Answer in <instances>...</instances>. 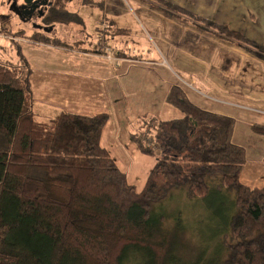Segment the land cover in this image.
<instances>
[{
  "label": "trees",
  "instance_id": "16d2710c",
  "mask_svg": "<svg viewBox=\"0 0 264 264\" xmlns=\"http://www.w3.org/2000/svg\"><path fill=\"white\" fill-rule=\"evenodd\" d=\"M106 1L80 0L102 12ZM149 1L264 59V46L240 31L166 0ZM65 2L36 20L31 41L60 43L49 35L72 19ZM30 72L24 56L0 59V263L122 264L138 251L137 264H164L176 233L164 229V215L152 207L172 189L186 188L189 199H206L211 189L232 194L230 202L224 197L225 218L213 214L217 242L204 264H264V185L240 180L246 151L232 140V116L202 108L172 85L165 101L180 117L143 114L135 121L132 140L153 157L137 189L100 142L108 114L61 109L36 119ZM250 128L264 136V124Z\"/></svg>",
  "mask_w": 264,
  "mask_h": 264
},
{
  "label": "rangeland",
  "instance_id": "374dc122",
  "mask_svg": "<svg viewBox=\"0 0 264 264\" xmlns=\"http://www.w3.org/2000/svg\"><path fill=\"white\" fill-rule=\"evenodd\" d=\"M66 6L73 12L72 19L56 24L49 35L60 43L46 44L31 41L29 36L37 25L33 21H22L10 10L7 0H0V59L17 62L20 56H24L29 63L36 119L53 116L61 109L87 115L106 112L108 120L100 142L109 149L129 182L141 189L153 157L136 147L130 135L133 123L144 113L159 119L180 117L182 113L164 100V86L159 77L148 73L147 81L140 82L141 72L132 64L118 69L102 58H106L105 54L109 52L103 47L116 44L102 24L104 13L100 9L85 7L80 0H73ZM113 6L131 17L136 11L123 0H114ZM77 12L85 13L84 25L76 23V19L81 20ZM21 30L22 36L16 33ZM125 68L127 77L122 74L126 72ZM226 109L233 113L235 120L232 140L249 151L250 138L260 136L252 132L250 125L261 115L231 106ZM257 159L252 151L248 152L241 181L250 185L254 177L251 173L259 176L257 170L261 165ZM213 190L206 199H189L186 188H174L166 198L153 204L152 212L164 215V229L176 233L164 264H204L213 259V246L217 242L212 235V225H216L213 214L220 218L218 220L224 219L227 208L224 197L230 202L232 196H223L222 192ZM141 258L142 253L133 251L122 264H137Z\"/></svg>",
  "mask_w": 264,
  "mask_h": 264
},
{
  "label": "crops",
  "instance_id": "0c3cea01",
  "mask_svg": "<svg viewBox=\"0 0 264 264\" xmlns=\"http://www.w3.org/2000/svg\"><path fill=\"white\" fill-rule=\"evenodd\" d=\"M166 1L226 24L264 46V0ZM123 2L136 9L134 16L112 7L114 0L106 1L102 24L111 26L110 36L116 44V47H111L120 62L116 66L114 61L102 57L104 60L118 69L132 64L136 71L141 72L140 82L147 81L148 73L159 77L164 86V100L169 88L179 85L192 102L204 109L229 116H233L226 109L229 106L245 109L261 115V119L254 123L264 124V59L167 13L155 2ZM77 13L81 22L76 23L84 25L85 13ZM132 45L135 47H130ZM125 71L122 74L127 77V68ZM176 77L181 83L176 81ZM136 126L134 122L130 135L136 131ZM260 136L250 138L251 149H245L246 157L252 151L261 165L257 170L259 176L251 173L254 177L250 185H264V136Z\"/></svg>",
  "mask_w": 264,
  "mask_h": 264
},
{
  "label": "flooded vegetation",
  "instance_id": "af4514ba",
  "mask_svg": "<svg viewBox=\"0 0 264 264\" xmlns=\"http://www.w3.org/2000/svg\"><path fill=\"white\" fill-rule=\"evenodd\" d=\"M10 8L12 2L15 3L16 9L20 12L18 16L17 13L10 8V10L22 20V21H33L37 26L38 23L35 20L44 17L45 13L52 7L57 6L58 3L66 1V5L70 4L73 0H29L27 3L25 0H7Z\"/></svg>",
  "mask_w": 264,
  "mask_h": 264
},
{
  "label": "built area",
  "instance_id": "2783aa9c",
  "mask_svg": "<svg viewBox=\"0 0 264 264\" xmlns=\"http://www.w3.org/2000/svg\"><path fill=\"white\" fill-rule=\"evenodd\" d=\"M105 50H108L109 52L105 54V57L109 60H112L115 62V65L118 66L120 62V58L116 56V54L113 52L112 49L109 47H106Z\"/></svg>",
  "mask_w": 264,
  "mask_h": 264
},
{
  "label": "water",
  "instance_id": "95a60500",
  "mask_svg": "<svg viewBox=\"0 0 264 264\" xmlns=\"http://www.w3.org/2000/svg\"><path fill=\"white\" fill-rule=\"evenodd\" d=\"M29 0H25V2L27 3ZM10 8L11 9H13L16 13H17V15L19 16L20 15V12L16 9V7H15V3L14 2H12L11 4H10ZM47 30V28H44V30Z\"/></svg>",
  "mask_w": 264,
  "mask_h": 264
}]
</instances>
